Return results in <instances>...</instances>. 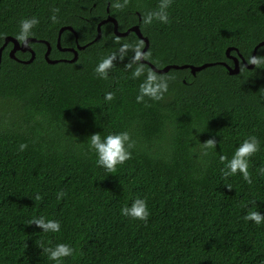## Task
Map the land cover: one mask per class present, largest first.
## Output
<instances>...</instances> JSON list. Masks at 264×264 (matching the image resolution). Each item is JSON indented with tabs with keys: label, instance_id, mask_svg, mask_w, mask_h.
<instances>
[{
	"label": "trees",
	"instance_id": "1",
	"mask_svg": "<svg viewBox=\"0 0 264 264\" xmlns=\"http://www.w3.org/2000/svg\"><path fill=\"white\" fill-rule=\"evenodd\" d=\"M108 16L119 32L138 26L143 59L158 69L214 65L155 73L136 59L134 33L117 37L105 23L94 41ZM32 18L35 42L11 58L8 41L1 54L0 264H264V64L239 59L235 75L219 64L232 67L229 48L248 63L264 41V0H0V47L21 46ZM63 27L74 32L63 31L61 49L87 45L74 62L56 46ZM45 43L50 60L65 61L48 64ZM149 70L168 84L161 100L140 91ZM125 132L131 158L109 173L91 137ZM253 136L248 183L230 162ZM136 199L147 223L121 212ZM252 212L260 224L245 220ZM58 244L72 255L49 259Z\"/></svg>",
	"mask_w": 264,
	"mask_h": 264
},
{
	"label": "clouds",
	"instance_id": "2",
	"mask_svg": "<svg viewBox=\"0 0 264 264\" xmlns=\"http://www.w3.org/2000/svg\"><path fill=\"white\" fill-rule=\"evenodd\" d=\"M55 11H58L56 9ZM161 19L168 22L167 16H162ZM52 20L56 22V17L53 16ZM39 21L36 18H32L30 20H22L21 21V32L17 36V39L21 41L23 44H25V40L29 35H33V33L30 32V29L33 27V25L38 24ZM143 43V42H142ZM27 46V44H25ZM141 52L137 50L136 52V59L139 60L141 58ZM114 56H109L98 65L96 68V72L98 73H104L106 69L112 67V60L114 59ZM147 59V57H144ZM248 64H255L257 67H260L262 64H264V59L257 58L255 56L249 58ZM136 75H139V72L136 73ZM161 80L166 79L164 77H160ZM157 75L149 70L148 72V78L147 82L145 84L140 85V91L147 96H150L156 100L163 99L164 92L168 91V84L167 83H156ZM106 99L112 100L113 94L107 93ZM128 139V133H120V134H111L108 135L105 139V142H101V135L96 134L91 137V147H93L97 154H98V165H103V167L109 172V173H115L117 170V165H121L125 163L127 160L131 158V153L127 152L124 146L123 141ZM252 142L249 143L247 140L244 141L243 145L235 152L234 158L230 162V167L232 168L233 173H236L237 170L243 173L244 179L251 183V179H249L250 173L248 171V165L245 161V157L250 156L258 151V141L255 136L251 137ZM213 141H208L207 146L213 145ZM27 147L26 144L20 145V150L23 151ZM221 159H226V157H222ZM39 199V198H37ZM123 215L131 216L134 219H139L141 221H144L147 223V220L150 216V212L147 208V203L145 200L136 199L135 202L132 204V206L124 207L121 210ZM254 219L257 224H260L261 217L258 213L252 212L249 213L248 216L245 217V220H251ZM31 221L30 223H32ZM40 224H43L42 221H39ZM45 229L51 228L53 230L58 231V224L50 222L48 225H44ZM51 251V249H49ZM72 250L71 248L66 244H58L56 246V250L51 252V256L49 259L51 260H57L60 257L64 256H71Z\"/></svg>",
	"mask_w": 264,
	"mask_h": 264
},
{
	"label": "water",
	"instance_id": "3",
	"mask_svg": "<svg viewBox=\"0 0 264 264\" xmlns=\"http://www.w3.org/2000/svg\"><path fill=\"white\" fill-rule=\"evenodd\" d=\"M105 23H111L113 25V32L114 34L117 36V37H125L127 36L129 33H134L140 40H142L144 42V47L141 51V58L139 59V62L140 63H143V64H146L148 65L155 73H158V74H165L167 73L169 70L173 69V70H179V69H187V68H190L192 73L194 72H197V71H200V70H203L207 67H210V66H213L214 64H203L201 66H198V67H192V66H188V65H184V66H177V65H168L162 69H158L156 67H154L153 65H151L149 62L145 61L143 59V55L145 53V51L148 49V46H149V42L146 38L143 37V35L141 34L138 26H133L131 28H129L128 30H126L125 32H119L118 31V24H117V21L108 16L106 19L102 20L98 25H97V35H96V38L94 39V41H97L100 37H101V26ZM65 30H68L70 32H74L72 30L71 27H63L59 30L58 32V37H57V40H56V46L59 50L61 51H68V52H72L74 54V57L69 61V62H74L76 59H77V51L78 50H83L87 45H84V46H79L78 44L76 45V49H61L60 48V36L61 34L63 33V31ZM74 36H75V39L77 41V35L76 33H74ZM8 41H11L12 44H13V50L10 52V57L11 58H14V53L15 51L17 50H28V47L25 46V44L28 45V42H35V40H25V44H21V46L14 40V39H6V42L0 47V62H1V54H2V51L5 47V45L7 44ZM46 44V52L44 54V59L45 61L48 63V64H55L57 63L58 61H65V60H50L49 59V54H50V51H51V47L48 43H45ZM264 46V41L258 43L253 51H252V54H251V57L255 56L256 57V51L258 50L259 47H262ZM234 50L233 48H229L226 50V55L229 59L232 60L233 62V65L232 67L228 66L227 64L225 63H219L220 65L222 66H225L226 69L228 70L229 74L231 75H235V74H238L239 73V59H241L244 67H246L247 69H252L254 67V64H248L244 61V59H242L241 55L240 54H237V57H232L229 55L230 51Z\"/></svg>",
	"mask_w": 264,
	"mask_h": 264
}]
</instances>
